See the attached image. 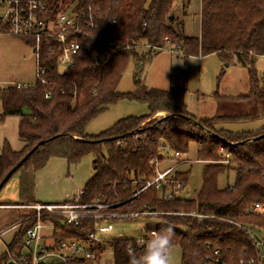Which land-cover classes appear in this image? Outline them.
<instances>
[{
    "label": "trees",
    "instance_id": "obj_1",
    "mask_svg": "<svg viewBox=\"0 0 264 264\" xmlns=\"http://www.w3.org/2000/svg\"><path fill=\"white\" fill-rule=\"evenodd\" d=\"M176 0H49L46 19L73 4L91 8L97 28L75 37L84 51L74 65L61 71L63 48L56 39H43L40 66L45 83L36 81L27 88H0V123L6 117H20L19 137L24 143L16 152L6 143L0 147V183L35 147L20 172L18 206L36 203L33 199L35 174L50 159L60 158L77 165L93 156V174L80 202L120 205L107 210L116 214L159 213L163 221L148 225L143 236L151 238L167 225L174 227L173 246H179L183 264H208L205 259L219 250L228 264H264V247L256 248L242 229L264 241V127L253 132L217 129L220 122L238 117L197 119L185 104V85L169 90L148 89L140 80L145 64L168 50L193 56L217 55L224 62L237 58L248 67L250 91L241 99L264 100V77L253 67L264 56V0H202L201 34L186 37L182 23L173 14ZM23 40V39H22ZM32 49L34 43L23 40ZM142 47L148 49L139 51ZM136 67L135 89L121 93L118 87L129 62ZM48 95V98H46ZM144 104L148 113L118 121L98 136L86 134L88 125L119 101ZM28 112H25V111ZM158 113L165 117L154 118ZM248 119V118H246ZM252 120V119H250ZM192 143L198 146V161L205 164L203 186L195 198L164 200L152 187L141 191L155 176V163L169 153L186 155ZM225 162V163H224ZM227 162V163H226ZM235 173L232 186L219 189L218 177ZM15 173V174H16ZM190 171H177L173 179L187 187ZM259 205V209L255 206ZM20 219L28 215L20 210ZM200 215L207 218H197ZM151 218V217H144ZM56 237L87 240L93 221L69 227L52 219ZM33 222H24L11 250L21 249L25 232ZM114 264H129L127 249L143 251L138 240L108 241ZM104 246H95L97 260ZM5 258L0 259L3 264Z\"/></svg>",
    "mask_w": 264,
    "mask_h": 264
},
{
    "label": "rangeland",
    "instance_id": "obj_2",
    "mask_svg": "<svg viewBox=\"0 0 264 264\" xmlns=\"http://www.w3.org/2000/svg\"><path fill=\"white\" fill-rule=\"evenodd\" d=\"M202 0H176L173 14L182 23L186 37L198 38L201 34ZM148 49L142 47L139 51ZM199 57V62H191L193 57L185 59L181 53L165 50L148 61L140 80L148 89L169 90L185 85V104L189 113L197 119L212 117H238L242 120L220 122L216 127L230 132H255L264 127V100H244L250 91V73L248 67L239 64L237 58L224 62L217 55ZM253 67L264 77V56L255 58ZM36 58L33 49L23 40L15 37L0 38V86L28 84L36 82ZM64 71V69H61ZM136 67L131 60L118 87L121 93L134 91ZM25 112H28L27 110ZM148 108L144 104L129 100L119 101L107 111L95 118L87 127L86 134L98 136L118 121L128 117L144 116ZM158 113L154 118L165 117ZM248 118V119H246ZM252 119V120H250ZM20 117L9 116L0 123V147L6 143L12 150L19 152L24 143L19 137ZM173 154L169 152L160 169L175 165ZM178 171H190L185 191L176 198L192 199L203 186L205 164L198 161V146L192 143L186 155L180 158ZM93 174V156H85L77 165H69L60 158H52L35 174L33 199L36 203H58L73 198L84 190ZM20 176H12L0 192V204L13 206L21 202ZM235 182L234 172H225L218 177L217 186L225 189ZM69 201V200H68ZM21 211L15 208L0 209V231L17 224ZM163 221L159 217L118 218L111 221L113 230L103 235L111 241L117 239L140 240L148 225H158ZM20 233V229L1 238L0 258ZM264 239V232L262 233ZM104 252L98 261H86L84 264H114L113 248L107 241ZM172 264H183L179 246L172 247Z\"/></svg>",
    "mask_w": 264,
    "mask_h": 264
},
{
    "label": "built area",
    "instance_id": "obj_3",
    "mask_svg": "<svg viewBox=\"0 0 264 264\" xmlns=\"http://www.w3.org/2000/svg\"><path fill=\"white\" fill-rule=\"evenodd\" d=\"M49 0H0V38L15 37L30 40L34 43L33 52L36 58V81L45 83L43 76L45 69L40 66V47L43 39H56L63 48L59 59L60 69L67 70L74 65V57L85 49L75 37L84 36L87 29L97 28L95 16L91 8L88 11L78 9L73 4L66 10L58 12L53 18L46 19ZM18 89L27 88L28 84H11ZM0 88H3L0 86ZM48 98V95H46ZM175 165L160 169L161 163H155V176L145 182L144 188L129 200L138 196L142 191L154 187L160 198L169 200L181 195L186 187L173 179L183 161L180 155L173 153L171 160ZM225 163V162H224ZM227 163V162H226ZM84 190L73 199L62 203H34L24 206H0V209L15 208L28 212V215L12 227L0 231L1 238L17 229L22 228L24 222H33L25 232L21 249L11 250L6 246L3 264H84L86 261L95 262L97 253L95 246H104L107 241L103 235L113 230L112 220L118 218L159 217V213L116 214L107 212L119 204L105 205L102 203L83 204L80 202ZM260 206L256 205L255 209ZM197 218H207L200 215H190ZM52 219H58L69 227H78L85 220L93 221V231L87 240L75 238H57ZM256 248L264 247V241L250 230L242 229ZM144 239L138 240L143 247ZM105 247V246H104ZM0 258V259H1ZM208 264H228L220 257L219 250L206 257ZM241 264H243L241 262Z\"/></svg>",
    "mask_w": 264,
    "mask_h": 264
},
{
    "label": "clouds",
    "instance_id": "obj_4",
    "mask_svg": "<svg viewBox=\"0 0 264 264\" xmlns=\"http://www.w3.org/2000/svg\"><path fill=\"white\" fill-rule=\"evenodd\" d=\"M191 62H199V57L193 56ZM174 227L167 225L158 232H153L151 238L143 242V251L137 254L134 248L129 247V264H172V247Z\"/></svg>",
    "mask_w": 264,
    "mask_h": 264
},
{
    "label": "water",
    "instance_id": "obj_5",
    "mask_svg": "<svg viewBox=\"0 0 264 264\" xmlns=\"http://www.w3.org/2000/svg\"><path fill=\"white\" fill-rule=\"evenodd\" d=\"M263 136H261L260 138H263ZM44 142H41L38 146L42 145ZM37 146V147H38ZM37 147H35V149H33L32 151H30L5 177L4 179L1 181L0 183V192L3 189V187L8 183V181L12 178V176L17 172V170L28 160V158L33 154L34 150L37 149ZM12 264V263H11Z\"/></svg>",
    "mask_w": 264,
    "mask_h": 264
},
{
    "label": "crops",
    "instance_id": "obj_6",
    "mask_svg": "<svg viewBox=\"0 0 264 264\" xmlns=\"http://www.w3.org/2000/svg\"><path fill=\"white\" fill-rule=\"evenodd\" d=\"M80 193V192H79ZM76 197V196H75ZM75 197H73V198H75ZM73 198H70V199H68V200H71V199H73ZM68 200H65L64 202H66V201H68ZM58 203H62V202H58ZM47 204H53V203H47ZM0 206H4L3 204H0ZM14 206V205H13Z\"/></svg>",
    "mask_w": 264,
    "mask_h": 264
}]
</instances>
